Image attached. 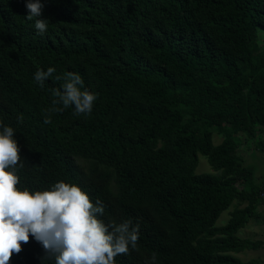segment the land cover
I'll return each mask as SVG.
<instances>
[{"label": "trees", "instance_id": "trees-1", "mask_svg": "<svg viewBox=\"0 0 264 264\" xmlns=\"http://www.w3.org/2000/svg\"><path fill=\"white\" fill-rule=\"evenodd\" d=\"M40 2L43 36L25 0H0V132L20 149L17 189L63 181L103 202L105 225L139 224L115 264H260L236 255L264 244L237 236L264 203V175L245 164L264 155V0ZM68 72L97 95L93 111L45 124ZM199 154L217 174H197ZM21 247L9 264H56L31 236Z\"/></svg>", "mask_w": 264, "mask_h": 264}, {"label": "clouds", "instance_id": "clouds-1", "mask_svg": "<svg viewBox=\"0 0 264 264\" xmlns=\"http://www.w3.org/2000/svg\"><path fill=\"white\" fill-rule=\"evenodd\" d=\"M25 2L29 13L25 18L34 20L37 35L43 36L48 28V21L40 18L43 4L40 0ZM54 72L51 67L47 71L38 70L34 80L43 87ZM55 79L63 83L53 89L57 99L46 110L45 124L52 122V113L73 107L76 116L92 113L97 95L81 90L84 80L80 74L68 72ZM23 119L21 114L18 123H23ZM19 153L14 129L4 126L0 132V264H9L12 255L22 251L21 245L27 244L30 236L55 258L56 264H115L118 255L137 250L140 225L133 226L131 220L105 225L97 219V214H104L103 202L97 199L94 206L78 186L61 181L51 191L33 194L18 190L20 181L15 170L18 164L23 167ZM151 260L155 264V253Z\"/></svg>", "mask_w": 264, "mask_h": 264}, {"label": "rangeland", "instance_id": "rangeland-1", "mask_svg": "<svg viewBox=\"0 0 264 264\" xmlns=\"http://www.w3.org/2000/svg\"><path fill=\"white\" fill-rule=\"evenodd\" d=\"M214 144L218 145L222 142V138L218 135L214 136ZM246 157V165L252 166L255 168L256 179L260 181L264 175V155L262 152L256 149V152L252 155L245 154ZM197 174H217L211 165L209 164L207 158L201 154H199V165L197 168ZM235 206H232L228 211L224 212L221 218L218 221V226L225 225L230 219V213L233 211ZM259 214L252 218L250 222L247 224L245 228L239 231L237 236L241 239H248L251 241H262L264 240V203L258 207ZM264 253V244L258 250H251L241 254H237L236 256L240 258V260H244L245 256H249V260L259 259L261 251Z\"/></svg>", "mask_w": 264, "mask_h": 264}, {"label": "crops", "instance_id": "crops-1", "mask_svg": "<svg viewBox=\"0 0 264 264\" xmlns=\"http://www.w3.org/2000/svg\"><path fill=\"white\" fill-rule=\"evenodd\" d=\"M242 207H244V206H242ZM258 260L260 261V264H264V253H263V250L261 251V254H260V257H259ZM243 261H249V256H245Z\"/></svg>", "mask_w": 264, "mask_h": 264}, {"label": "built area", "instance_id": "built-area-1", "mask_svg": "<svg viewBox=\"0 0 264 264\" xmlns=\"http://www.w3.org/2000/svg\"><path fill=\"white\" fill-rule=\"evenodd\" d=\"M262 197L264 198V195H262Z\"/></svg>", "mask_w": 264, "mask_h": 264}]
</instances>
